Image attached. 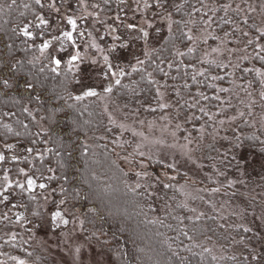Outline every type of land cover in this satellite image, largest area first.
Returning a JSON list of instances; mask_svg holds the SVG:
<instances>
[{
	"label": "trees",
	"instance_id": "trees-1",
	"mask_svg": "<svg viewBox=\"0 0 264 264\" xmlns=\"http://www.w3.org/2000/svg\"><path fill=\"white\" fill-rule=\"evenodd\" d=\"M91 1L104 17L115 13L121 2ZM169 1H174L171 30L139 68L125 63L103 94L142 110L154 107L157 92H163L170 120L181 125L180 138L187 134L186 127L198 142L194 155L203 168L216 166L232 174L229 167L235 169L238 161L245 162V168L249 162L261 167L264 130L251 123L247 109L232 126L235 130H226V138H213L216 120L234 117L233 104L243 95L264 105V52H256L255 46L264 43V32L258 30L261 22L244 20L226 0ZM259 11H264V0ZM45 12L41 0H0V145L6 146L0 175L8 174L13 181L7 188L0 182V204L22 210L12 220L37 226L36 218L31 219L35 196L47 191L50 208L78 214L85 238L109 252L117 264H264V246L257 233L230 221L223 224L208 205L203 213L184 205L179 188L193 189L196 184H190L183 171L139 155L130 146L118 148L117 133L106 123L98 103L100 94L75 93L72 86L78 73L66 71L62 64L56 68L50 56L39 59L40 45L49 37L40 23ZM204 22L219 35L208 37L207 44L194 43L190 32ZM242 31H250V43ZM234 39L253 48L252 66L262 75L250 70L247 59L234 65L221 58L205 59L215 47L230 48ZM234 79L241 84L234 85ZM151 112L146 116L152 117ZM124 156L132 167L144 162L158 185L135 186L122 163ZM28 178L35 190L28 188ZM246 181L245 194L228 187L221 190L264 213V205L249 196L256 182L264 189V170L247 174ZM207 185L204 188L214 187ZM25 248L11 229L0 228L2 261L13 264L21 255L35 264H48L36 256L38 250L28 255Z\"/></svg>",
	"mask_w": 264,
	"mask_h": 264
},
{
	"label": "rangeland",
	"instance_id": "rangeland-1",
	"mask_svg": "<svg viewBox=\"0 0 264 264\" xmlns=\"http://www.w3.org/2000/svg\"><path fill=\"white\" fill-rule=\"evenodd\" d=\"M120 1L118 10L111 16L104 17L101 16L100 8L91 0L64 2L41 0L46 6V12L41 16L40 23L49 32V37L47 36L40 45L39 59L43 60L50 56L53 61L57 58L66 71L78 73V78L72 86L75 93L86 94L93 91L100 94L97 100L106 123L117 133L118 148L125 149L126 146H130L139 155L162 161L174 169L183 171L189 183L196 184V188L193 189H189L190 186L179 188L184 205L190 206L196 213H203L208 205L223 224L228 225L230 221L257 233L260 238L259 244L264 246V213L258 208L246 206L239 198L229 196L221 190L228 187L234 192L240 191L241 194H245L248 191L247 174L257 170L263 171L264 164L258 167L249 162V166L245 168L246 163L238 161L235 169L233 166L229 167L233 170L232 174H227L226 170L221 171L216 166L207 171L194 155L198 142L193 141L186 127L184 130L187 134L180 138L178 130L181 125L170 120L171 110L168 109L166 95L163 92H157L154 107H143L142 110L137 106L122 105L103 94L119 78L120 70L125 63H129L132 69L139 68L142 62L150 58L161 37L172 28L170 10L174 7V1L157 0L156 3L150 0ZM226 1L238 8L244 20L249 17L253 24L257 20L261 22V29L258 30L264 32V11L258 12L263 0ZM163 3H167V6ZM231 9L234 8H226L229 11ZM246 13L248 15L245 16ZM70 20L74 23H69ZM194 32H190L194 43L207 44L208 37L219 35V32L206 22ZM66 33L71 35L70 39ZM242 33L246 34L250 43V31ZM237 40L234 39V43L228 49L224 45L213 48L205 53V59L221 58L231 65L239 64L241 59H247L250 70L254 69L255 74L262 75L260 70L252 66L253 48L247 46L248 42L240 43ZM255 46L256 52H264V43L256 42ZM142 52L144 55H141ZM72 58H76L77 61L71 63ZM239 84L241 82L234 81V85ZM233 105L236 110L235 116L232 118L222 116L219 121L216 120L218 126L213 138L224 139L226 130L234 131L235 128L232 126L243 115L245 109L251 115V123L256 128L264 130V105L260 106L255 97L249 98L245 94ZM255 106L258 108L255 109ZM148 110L154 114L152 117L146 116ZM4 148L6 146L0 145V157H3ZM130 162L128 156L122 158V163L132 175L135 186L145 184L148 188H155L158 185L157 179L147 173L144 162L140 161L134 167L130 166ZM29 180L32 179H26L28 188L35 190L34 181L32 180L33 183L29 186ZM0 182L6 188L13 184L10 175L5 173L0 175ZM211 183L214 184L213 189L204 188ZM254 184L256 186L249 196L264 205V189L260 188L257 182ZM35 197L34 217L31 219L36 218L37 226L12 220L14 217L18 219V214L22 213V210L17 209L15 205L3 207L0 204L1 230L11 229V235L18 236L28 255L32 249H36L38 250L36 256L44 258L48 264H117L109 252L85 238L78 214L61 207L51 209L52 197L47 191H42ZM56 213L59 215L53 219ZM25 228L29 230L26 231ZM16 262L35 264L21 255L17 260L15 258L13 264ZM0 264L9 263L0 259Z\"/></svg>",
	"mask_w": 264,
	"mask_h": 264
},
{
	"label": "snow or ice",
	"instance_id": "snow-or-ice-1",
	"mask_svg": "<svg viewBox=\"0 0 264 264\" xmlns=\"http://www.w3.org/2000/svg\"><path fill=\"white\" fill-rule=\"evenodd\" d=\"M69 23H74V22L70 20ZM25 34H27V33H25ZM66 35H68L69 38H71V35H70L69 33H66ZM57 63H58V61H57ZM86 95H95V93H94L93 91H88V92L86 93ZM32 183H33L32 180H29V181H28L29 186H31ZM41 187H43V185H41ZM58 215H59V213H56V214L53 216V219H55L56 216H58Z\"/></svg>",
	"mask_w": 264,
	"mask_h": 264
},
{
	"label": "water",
	"instance_id": "water-1",
	"mask_svg": "<svg viewBox=\"0 0 264 264\" xmlns=\"http://www.w3.org/2000/svg\"><path fill=\"white\" fill-rule=\"evenodd\" d=\"M76 61H77L76 58H72V59H70V62H71V63H75ZM54 64H55L56 67L59 66V63H57V60H56V59H54Z\"/></svg>",
	"mask_w": 264,
	"mask_h": 264
},
{
	"label": "flooded vegetation",
	"instance_id": "flooded-vegetation-1",
	"mask_svg": "<svg viewBox=\"0 0 264 264\" xmlns=\"http://www.w3.org/2000/svg\"><path fill=\"white\" fill-rule=\"evenodd\" d=\"M70 39V38H69Z\"/></svg>",
	"mask_w": 264,
	"mask_h": 264
}]
</instances>
